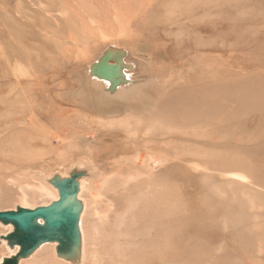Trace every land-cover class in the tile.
Listing matches in <instances>:
<instances>
[{"label":"rangeland","instance_id":"374dc122","mask_svg":"<svg viewBox=\"0 0 264 264\" xmlns=\"http://www.w3.org/2000/svg\"><path fill=\"white\" fill-rule=\"evenodd\" d=\"M61 178L18 264H264V0H0V211Z\"/></svg>","mask_w":264,"mask_h":264},{"label":"water","instance_id":"95a60500","mask_svg":"<svg viewBox=\"0 0 264 264\" xmlns=\"http://www.w3.org/2000/svg\"><path fill=\"white\" fill-rule=\"evenodd\" d=\"M65 179L68 180L55 182L60 190L58 198L50 204L0 211V221L12 226V231L1 238L18 246L17 252L4 257L0 264H18L19 257L26 256L43 242L56 241L58 248L66 250L65 247L77 241L79 208L73 203L76 184L73 178Z\"/></svg>","mask_w":264,"mask_h":264},{"label":"bare ground","instance_id":"6f19581e","mask_svg":"<svg viewBox=\"0 0 264 264\" xmlns=\"http://www.w3.org/2000/svg\"><path fill=\"white\" fill-rule=\"evenodd\" d=\"M61 180H68V179H64V178H61ZM61 180H59V181H61ZM54 185H55V182H54ZM65 187V186H64ZM57 188V190L59 191L60 190V186H58V187H56ZM51 190V189H50ZM55 190V189H54ZM67 190H71V188L70 187H67ZM56 191V190H55ZM49 193V192H48ZM54 194V193H53ZM36 194L35 193H33V194H31L30 196H32L33 198H34V196H35ZM52 195V194H51ZM37 196V195H36ZM29 198H31V197H29ZM58 198V192L56 191V198H54L55 200ZM79 201L76 199H73V203L74 204H76L77 206H78V208H79V212H78V225H77V230H78V239H77V241L75 242V243H72L70 246H68V247H65V249L67 250V251H70V252H72L73 254H75V255H77L78 254V256H79V252H80V249H81V247H80V243L79 242H81L82 243V245H83V240H82V232H81V228H80V220H81V217H80V210H81V208H80V203H78ZM6 226H10V225H6ZM11 227V226H10ZM82 230H83V228H82ZM59 246V245H58ZM31 253V252H30ZM30 253H28V254H30ZM27 254V255H28ZM81 255L82 254H80V256L79 257H81ZM2 261V257H0V262Z\"/></svg>","mask_w":264,"mask_h":264}]
</instances>
